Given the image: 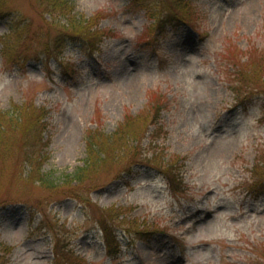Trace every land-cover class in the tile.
I'll list each match as a JSON object with an SVG mask.
<instances>
[{
  "label": "rangeland",
  "instance_id": "1",
  "mask_svg": "<svg viewBox=\"0 0 264 264\" xmlns=\"http://www.w3.org/2000/svg\"><path fill=\"white\" fill-rule=\"evenodd\" d=\"M0 2L12 11L0 19V113L47 110L43 166L55 177L83 165L90 130L113 134L128 115L142 127L154 104L162 110L156 144L144 139L147 157H138L145 164L119 179L124 164H111L83 200L35 182L30 146L8 123L0 156L7 264H58L56 250L63 264H264V186L250 187L264 161V0ZM168 11L176 18L157 29ZM68 18L85 37L63 36L59 46L54 36ZM49 44L59 49L47 53ZM111 208L114 254L99 220Z\"/></svg>",
  "mask_w": 264,
  "mask_h": 264
},
{
  "label": "trees",
  "instance_id": "2",
  "mask_svg": "<svg viewBox=\"0 0 264 264\" xmlns=\"http://www.w3.org/2000/svg\"><path fill=\"white\" fill-rule=\"evenodd\" d=\"M187 1L189 0H175V2L181 6L187 4ZM0 7V19L6 20L12 11H2V8L4 7V3L2 2H0ZM171 17L176 18L174 13L168 11L167 15L155 19V25L157 29H162L167 24L168 19ZM176 22L177 21L174 20L173 24H176ZM180 22L187 23L183 19H179L177 23ZM57 29L58 33L55 34L54 40L59 46H61V43L63 42V36L70 38L85 37V35L82 34V31L85 30L84 26L81 25V23L72 22L70 18L66 20L64 25L58 26ZM97 33L95 35L92 34V38L102 41L97 37L100 33ZM91 46L94 50H99L96 43L91 44ZM5 48L6 46L4 45L3 50ZM57 49H59V47L57 48L56 46L53 49L49 44L46 52L52 53L53 50ZM6 51L7 49L4 50L5 53ZM237 74H239L241 78L245 76L241 69H239V72L237 71ZM249 83H252V80L246 84ZM235 89H237V87ZM245 99H247V95H245ZM243 101L244 99H242L240 103H243ZM32 108L24 109L22 106H16L15 111H9L5 114L0 113V156L3 154V150L1 149V141L7 137L6 135H8L6 127H8V123H12V127L18 128L17 134L26 140V146H30L25 158L27 165L31 167V173L35 178V182H38L49 192H58L63 197H69L73 199L81 198L83 200L82 191L85 188H87V190L91 189V191L93 189H98L100 185L99 182L97 183L95 177L98 175V173L105 170L111 164H124L123 167L118 170L119 172H117L118 179L123 178V174H132L135 167L144 165V161L138 158L147 157L143 155V149H145L143 146L144 139L149 138V140H151L149 145L156 144L155 140L157 141L158 138L156 135L159 134L161 130V127L158 124L162 110L160 107H156L155 104L152 108H155L156 111L153 118H151L152 120L150 124L148 123L149 119L144 118L146 119L145 124H143L144 126L138 127L136 124H141L138 119L139 116L128 115L126 119H124L125 121L113 134H106L100 130H90L86 135L85 143L87 145V154L83 161V165L77 168L73 173H63L62 176L57 178L54 176L55 173L45 170L43 166L49 159L47 148L50 145V137L46 132L48 125L46 121L48 114L46 113L47 110L43 108L39 109L35 106ZM152 127H154V130L151 132L150 129H152ZM154 147H156V145H154ZM36 150L37 156H35ZM155 153L156 154L153 155V158H149L152 159L153 162L157 161L159 158V154L157 152ZM2 158L4 157H0V159ZM159 159H161V157ZM147 160L148 159H146V162H149ZM155 166L157 169L161 168L157 165ZM174 167L175 165L172 162L165 161L164 172L168 175L170 183L174 187L178 188L179 185L176 184L173 174ZM252 173L254 176H252L253 182L250 187L254 192L258 190L259 187L261 188L264 186V161L256 164ZM260 193L262 194L261 191ZM117 211L118 209L113 208L103 210L101 218L99 219L105 233V247L107 248L108 253L113 254L118 250L119 247V242L117 241V238L114 234V229L111 223V218H113L114 213ZM11 250H13L11 246L5 242H0V264L8 263V254L12 252ZM68 252L73 251L71 250ZM55 259L57 260L58 264H63L61 262L63 259L62 254L58 250L55 252Z\"/></svg>",
  "mask_w": 264,
  "mask_h": 264
}]
</instances>
